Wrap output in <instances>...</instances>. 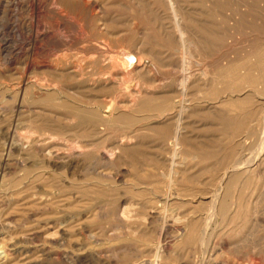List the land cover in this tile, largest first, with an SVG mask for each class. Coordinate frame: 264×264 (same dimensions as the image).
<instances>
[{
  "label": "rangeland",
  "instance_id": "obj_1",
  "mask_svg": "<svg viewBox=\"0 0 264 264\" xmlns=\"http://www.w3.org/2000/svg\"><path fill=\"white\" fill-rule=\"evenodd\" d=\"M43 1L51 9L56 6L62 7V11H64L63 16H66V14L68 13L67 15L69 16V19H65L68 16L64 17V20H65L64 21L60 17L55 16L56 14L50 13V12L48 13L49 15L47 16L42 8L40 10L37 9L33 5V2L30 0H17V2L15 1L14 3H12L11 7L9 8V11L11 12L12 16L10 17L0 16V44L1 45L6 44L4 53L0 54V107L2 109L0 110V175L2 173H3L2 176L4 175L3 179L1 177V182H0L1 183L0 184V246H10L12 244H16V241H18L20 247L26 246L30 248L29 251H18L17 253L16 251L12 252L13 261L11 264L13 263L14 264L15 263L16 264L18 263L19 264H135V263L139 264V263H143L144 260H145V264H150V263L154 264L155 261L157 260L154 254L156 252L157 247L159 246L157 234L163 225L160 212L169 213V214L172 213L173 215L179 214V216L185 215L186 213L189 212V210L192 207L191 203H189L190 198H192L191 191L193 190L194 187L202 188L201 185H196L195 182H193L191 183V185L189 184V188L191 187L193 188L188 189L185 192L183 191V194H182L183 197H179L176 195V193H174L170 197V200L166 202L164 200L165 197L164 198L162 197L164 196L162 194H164L167 189L165 187L166 183L164 184L163 182H161L165 180V178H162V177L164 176L163 174L169 173V169L171 165V161H169L170 141L169 139L167 140H163V139L165 138L166 135H169V133H171V131L173 130L174 124H175V122L173 121L175 120H170L169 123L167 122L166 124L162 125L161 128H160V125H157V128H156L153 126V123L151 122L152 120H150V118H147L146 116L147 113L142 111V112H138L140 115L136 112L137 115L133 114V115L127 116L129 117L128 119L132 120V122L130 121V123L127 117H125L124 119H122V121H118L120 125L117 123L116 121L117 118H116L115 122L117 123V125L115 124L114 121H113L114 122L113 124L111 123L112 125L115 124L116 127L112 126L114 128H112L111 125L107 127L99 125V129L105 128L106 131L108 130V128L111 127L112 129H109L110 131L109 130L108 131L112 135H110V133L107 135V132H108L107 131L106 134L104 135H101V134L95 135L93 138L86 137V139L88 140L90 139V141H93L94 149L92 147L91 154L87 157V161L80 167V169L76 172L75 175L71 174L70 172H67L65 169L57 170V171H54L52 168L46 169L43 166L44 165L43 159L40 156L37 157L36 155L28 156L26 154H22L19 146L18 148H16L17 147L16 142H19L18 138L24 137L30 134L33 136H40L41 132L49 131L48 127L50 126L58 127L60 124L64 128L71 127V128H74L75 132H79L75 134L71 130V132L73 133L69 132L70 134L68 133L67 137L68 136L69 138L73 137V139L74 138L85 139V137L83 138V136L86 135V132H87L86 128L91 126V122L87 120V117H89L88 115L90 112L88 110H85V106L87 104H84V103H86V100L84 102V100L82 99L84 92L80 86L78 87L79 82H77L76 79H72L69 77H64V78L58 77L57 79H59V84L62 87V92L57 94L58 98L56 97V94H55V96H53L55 98L52 99L51 95L53 94H51L48 97H45L46 99H42V97H39V90H38L39 86L37 88L36 82L37 84L38 82L39 83L47 82V83L53 84V80L56 77H53V74H50V72H48L49 70L53 73V71L50 70L49 68L41 69L38 67V70L31 69V68L30 70L26 66L27 63L35 62V64H40V65L45 64V65H49L50 67L55 66V65L57 66L60 64H63L64 66L82 65L87 72L91 70L90 73L91 72L98 73L100 71L103 72L105 70H108L109 72L111 70H109L106 67L104 68L102 67V66H108L107 64L108 62L107 61L105 62V60L109 58L108 55L111 53H117L120 47H123V48L125 47L129 50L135 49L136 46L135 45L133 46L135 41L136 42L142 41L143 43L146 41L147 43L145 42L144 45L146 44L148 45V47L145 45L144 48L147 51L156 52L155 53L156 55H153L152 57L156 61L153 59L154 61L151 62L152 60L151 57H150L151 60L150 59L146 60V62L149 65H151V70L149 71V73L147 72V73L139 74V76L137 77L139 78L140 81L138 82H141V84H144L146 87H150L153 90L154 88H156L155 90L159 92H163L161 91V89L163 87V84L166 83L164 84L165 87H163V89L166 92H170L171 95L172 93H175V95L177 93V96L173 95L171 96V99L169 100H165L163 98L162 103H161V100H159V102L155 101L154 105H155V108L159 107L158 109H165L166 107H169L170 104L171 105L173 104L172 105L173 108L170 105L171 109L168 111L171 112V115L173 116L176 115L178 111L180 110V101L183 100V96L178 95V93L181 94V92L178 91L179 89L178 83L180 82L182 76L184 75L182 73H185V72L181 67L182 66L181 63L180 65H178L179 62H181L180 53L182 55V51H181L182 48L178 43L177 36L174 34V31L170 29L171 23H166V22H171V19H170L171 14H169L170 11L168 12V10L165 9L167 7V5H165L166 1L162 0L165 2L163 3L161 2V0H158V1L156 0H149V1L148 0H99V1L98 0L96 1L86 0V1H91L92 5L93 4L95 5L93 7H95L94 12L96 13L97 18L99 19L98 22L104 23V24L100 23V28L104 29V30L102 29L103 32L99 28V30L101 31H98L97 29V34H95V39H97L96 43H99L102 48H105L104 49L105 52H103V49L101 51L102 55L105 54L103 55L104 57L101 55L104 59L103 58L100 59L98 55L97 58L100 59L98 60L100 62L97 64L93 63V59H92L93 58L92 55L95 56L97 55V53H95L94 51L92 52L93 49L91 48V46H89V48L87 47L88 48L87 49L88 53H87V50L84 48V45L81 40L83 33L81 32V26H80L81 22L79 23V21H81L80 20L81 11L79 9L81 8V5H83V1L85 0H55V2L53 0H43ZM58 1L59 3L61 2L62 5L61 4L59 5ZM178 1H179V4L182 6V8L185 10V12L190 11V10L192 11L194 9L193 10L194 12L190 11L189 14L191 13L195 14V17H193L192 14L191 16L194 18L193 20L196 22V28L194 31V35L198 34V36L195 35L193 37L195 38L201 37L200 39L204 40L205 46L203 48L204 50L200 49L201 50V51L199 50L200 52H194V54L192 55L194 57L191 58V60L194 61V64H191L192 66L190 68V72H191V76L193 75L192 83H194L195 86L192 84V86L190 85V88L188 87L187 91L189 89L190 90L186 92L187 98H186V95L184 98L188 99V101L187 100L185 101L186 104H189L191 101L192 102L191 104L193 105L191 109H189L190 113L187 111V113L185 114V120L187 119L186 124H189V125H187V129L182 138L184 142V146L181 149L182 151L180 150L181 151L180 156L182 157L185 156L186 158H184L183 162L181 163L179 161H182V158L179 157L178 158L179 160L177 159V163L178 164L181 163L178 165L180 167L183 165L182 166L183 168H187V167L191 168V169L187 168L186 170L183 169V172H184L183 175L187 177H195L197 175L199 176L200 180L203 181L202 185L205 186L204 184L206 181L209 184H213V180H214V183H215V177L219 174L217 170L221 167L222 154H223L222 153L223 152V132L226 126V119H224V116L228 114H232V116L234 117H239L238 114L241 113V109H244L245 112L246 111L248 112L249 104H250L246 101V102L241 103L243 105L245 103V106L238 105V108H235L236 105L235 107L233 105V107L231 106V109L234 108L233 111H231L230 109V105H229L230 103H228L227 106L225 104L222 105V106H225V108H222V106L215 107L214 104H212L216 101L214 99V97H216L215 95L218 94L217 98L221 97L223 94L225 95L223 91L225 90V88L229 90L231 86L232 87L235 86L234 88H231V89H236V86L237 88H240L242 86V82L237 80V77H236L237 75L231 74L232 76L234 75V77H229L231 76L230 74L225 75V70H226L225 65L229 61L234 62L233 60L237 61L238 59L241 60L240 63L238 62L240 65H241V62H244V63L249 62V63H245V65L247 64V65L253 66L254 75L256 72L255 76H258L260 79L262 78L261 80L264 79V76H263L264 73H261V70L264 71L263 69L264 68V63H263L264 62V59H263L264 58V55H263L264 54V46H263L264 45V0H227V1L226 0H207V1L206 0H178ZM157 2H159V5L163 3L165 6H163L162 4H161L162 6L161 5L158 6ZM16 3H20V7L17 8ZM71 6H73L74 8H72ZM75 6L77 7L75 8ZM154 12L155 13L157 12V14H155ZM196 12L197 14L198 13L199 14L197 15ZM236 13H240L242 14V16H235ZM205 14L208 16H206ZM210 14H211V17H210ZM133 16L135 17L133 18ZM159 16H161V18L165 21L163 22V20H160L161 18H158ZM77 17H79L80 19ZM163 17L167 19H164ZM131 18L133 19L137 18L135 19L137 21ZM236 18L241 19L240 20L241 28H239L238 26L236 30H234V28H232L233 25H231V23L234 22ZM66 21L68 22L66 23ZM161 21L164 24L163 25L161 24L160 26ZM129 22H132V23H129ZM133 23H135V27L132 26L134 25ZM165 24L166 26L168 24L170 26L166 27L167 28L166 29ZM45 26H49V28L53 30V34L55 35V37L54 38L50 37L48 38V40L44 42H41L40 40L36 42L35 38L42 34ZM252 26L254 29H252ZM159 27H162V28H159ZM106 28H109L108 31L106 30ZM131 28L132 29L135 28L134 31H132ZM165 29L166 30L169 29L170 31L169 30L168 31L170 33L168 31H165ZM59 30L62 32L63 30L65 31L61 33L59 32ZM67 30L68 31L72 30V31L70 33ZM91 30L95 32L92 26H91ZM152 30L155 32H153ZM231 30L234 32L231 33ZM120 32L123 34H120ZM171 32L172 34H174V36H171L172 38L170 37V35H172ZM203 32H204V35H203ZM101 33H104V34H101ZM166 33L169 35L168 36L169 38L165 36ZM251 33L253 35H251ZM99 34L102 36L101 38L99 37ZM64 35H68V36L65 37ZM96 35L101 41L98 40ZM158 37H159V40H158ZM214 37L216 39L218 38L217 40L219 42L215 40ZM141 38L143 39L141 40ZM124 39L125 41L123 42ZM234 40L236 42H234ZM158 42H160L163 46H166V47H163ZM229 42L232 44H230ZM34 43H35V46H34ZM149 45L151 46V48L153 47L154 49L153 48H152L153 50L151 48L149 49L150 47ZM155 45H156V48H155ZM112 47H113V50H110L112 49ZM176 48H179V49H176ZM156 49H159V50L156 51ZM106 50H108L107 53H106ZM169 51L171 52L174 51L176 53H170ZM162 52L165 54H160ZM170 54L174 56L172 57V55ZM106 55L107 57H105ZM158 55H161V56L159 57ZM165 55L166 57L168 55V57L170 59L172 58V60L170 61L168 57H167L168 58L167 60ZM155 57H158L159 60ZM198 57H201V58H198ZM207 58H208V61H207ZM103 60L107 65L104 64ZM199 61L201 62L197 63ZM255 62H258V63L254 65L253 63ZM255 66H258V67L255 68ZM86 68L87 69L91 68V69L87 70ZM259 68H262V69H259ZM101 69H104V70H101ZM207 69L209 70V72L207 71ZM25 70H27V72ZM32 70L33 71L36 70V71L33 72ZM114 70H116V68ZM221 72H223V75H222L223 77L221 76L222 74ZM194 73H195V76H194ZM148 74L153 76L154 79L151 76H148ZM259 74L263 77L259 76ZM144 75L147 77H145ZM203 76H205V78ZM207 76L208 78H206ZM213 76H215V80L213 79ZM21 77H23V79ZM43 77L46 79H44ZM41 78H43L42 79L43 81L41 80ZM219 79H221L222 83L219 82ZM159 80L163 81V82L161 81L162 84L160 83ZM175 80L178 85H176ZM206 80H208L209 83L207 85H203L205 84ZM23 81L25 83L27 82L24 87L26 90H24L23 96L21 95L19 96L18 98L19 101H18L15 97L16 92L14 88L17 91L18 86ZM28 81H31V82H28ZM154 81H157L156 84L154 83ZM173 81H174V84H173ZM132 82L137 83V79L132 80ZM195 82L197 83L195 84ZM133 83L131 84V89L134 88ZM157 83H159V85ZM210 83L215 84V85H211V86H214L213 88H215V86L217 87L219 86L217 89L215 88V91H218L220 89L221 92L218 91V93L217 92L214 93V91L211 90V87L209 86ZM221 84L223 85L225 84L224 86H227V87L223 88L224 86H222ZM136 85H138V83ZM75 86H76V89L78 91L80 90L81 92L80 91L78 92L75 89ZM166 86H169V87H166ZM172 86H175V88ZM221 86L222 88H220ZM157 88L159 90H157ZM207 88H209L208 92H207ZM100 89L101 91L98 90L96 93L100 100H102L104 97L105 98L107 97V99L113 100V99L118 98L120 95L121 96L127 95V94H124L123 92L119 95L116 94L115 92L117 89L116 85H115V88L114 87H109V88L104 87V89H107L105 91L103 88H100ZM102 89L104 93L102 92ZM27 90H31V91L28 92ZM110 90H111V93H109ZM209 90L211 91L209 92ZM65 92L67 93L66 95L63 94ZM199 92L200 93L202 92V95L204 97L207 94L206 98L207 97L208 98L207 99L205 98L206 99L205 102L207 103L204 102V99L202 100V98L204 97L200 96L201 94L199 95ZM27 93L30 96H28ZM68 93H69L70 98L73 97L72 99H70V101H69V98H67ZM80 93H82L83 95ZM212 93L215 94L214 97H212L213 96ZM221 93L222 95H220ZM11 95H13L15 100L12 99L13 97L12 98L10 97ZM24 97H26L27 99H25ZM49 97L51 98L50 100H49ZM75 97L76 98L78 97V98L74 99ZM181 97H182V100L180 99ZM211 97L215 101H212ZM23 98L26 100L24 102L25 105L24 103H22L23 106L21 108H18L16 105H19L21 102H23L24 100ZM36 98L37 99L40 98V101L42 102H39L38 101L39 99L37 100ZM196 98L198 99L201 98L199 99V101L202 100L201 102H204V103H201V104L202 105L205 104V105L201 106V104L199 103L198 100H196ZM55 99H56L55 103L53 102L52 104L51 101L52 100L54 101ZM43 100H46V101L43 102ZM47 100L50 103L47 102ZM193 100L194 101L196 100V103L194 102L195 104L193 103ZM33 101H38L39 103L33 102ZM170 101L171 103H169ZM72 102H74V104L76 105H74ZM166 102L168 104H166ZM197 103L200 105L197 106L196 105ZM46 104H50V105L52 104V105L47 106ZM68 105L69 106L71 105V106L69 107ZM79 105L82 107H80ZM74 107H76L75 110H74ZM69 108L71 109L70 111H69ZM104 109L102 108L101 113L104 115H110V112H107L106 108ZM259 111H261V109ZM144 113H146L145 114L146 119H144V116H143ZM64 116L66 117L63 118ZM81 116L85 117L86 119L82 118ZM141 116H143V120ZM71 117H74L75 119V120L72 119V122H71ZM131 117L136 118V119L140 117L139 119L140 121L133 120V118ZM62 118L64 120H62ZM66 119L68 120L66 121ZM79 119L81 122L79 121ZM33 120H36V122H34ZM30 121L31 123L32 122L35 123V126L37 129L39 128L38 126H42L41 128H44V129L46 128L45 129L46 131L44 129L42 131H39L38 129V131L36 132L37 129L34 128L35 126L32 127V125L34 124H30ZM43 121H47L48 124L46 122L43 123ZM121 122L123 124H121ZM125 122H127L126 123L127 125L126 124L124 125ZM36 123L38 125H36ZM131 123H135V124L131 125ZM151 126H153L154 128H152L151 130H148L151 128ZM163 126L165 128H163ZM52 127H50V129ZM138 127H140L141 129ZM168 127L170 128L169 130H168ZM132 128L135 130H138L137 131L138 135L141 136L143 134L142 135L143 137L139 136V141L140 142L143 141L142 143L144 144V146H146V148L143 146V144H141V145H138L139 147H137L135 150L133 149V151L131 150L132 148L128 149L124 153V156L121 157V162L117 160V162L115 161L111 163L109 162V160H105L101 158L99 159L98 157H96V153L98 149L99 151H104L107 146L115 147L116 145H118L117 142L119 141L120 137L123 134L128 133L129 131L132 132L133 131ZM166 128L167 130H165ZM34 129H36L34 131L35 133L33 132ZM82 129L84 130V132L82 131ZM163 130L166 131L164 134H162ZM8 131L13 132L15 135V141H14L15 149L13 150L14 153H12L10 159L7 161L6 160L4 161L2 159L3 145L5 144ZM31 132H33V134ZM146 132L149 135H147ZM81 133L83 135H81ZM112 136H114V138H112ZM117 137H119V139ZM2 138L5 141H2L3 140ZM111 139L113 141L115 139L117 140H115L114 142H111L112 141ZM105 144H107V146ZM141 147L143 148L141 149ZM154 147L156 149H154ZM145 149H146V152H145ZM157 149H159V152ZM162 149H164L165 151ZM93 150H97V151H93ZM162 151L164 152L163 154H162ZM132 152H136V153L133 154ZM141 152L142 153L145 152V153L141 155ZM156 153L162 154L161 155L162 158L159 157L160 155L159 156L156 155ZM20 155H22L23 157ZM153 155L154 156L156 155V157H154ZM163 155L167 156V158H165ZM25 157H28L29 160L28 158H25ZM152 157H154V159ZM158 157L159 159H155ZM163 157L165 158V161ZM159 164H161V166ZM155 165L156 166L158 165L159 169L156 168ZM112 166L113 167L115 166V167L113 168ZM98 168H100L99 169L100 172ZM104 168H106V170H104ZM41 169L43 171L47 170L46 171L47 177H44L41 175L42 174ZM154 169H156L160 173ZM149 170L156 171L157 173L155 172L153 173L158 174L159 177L157 176L156 178L155 174H152V172H150ZM190 170L191 172H189ZM104 171L106 173H104ZM127 172L129 173V175ZM29 177L31 180H29ZM152 177L155 178L154 180H157V181H153ZM32 179L35 182H33ZM42 180L44 181L42 182ZM154 182H157V183H154ZM160 185L162 186L161 188H160ZM153 188L159 194L156 199H155L156 193L155 191H153ZM37 189L38 190L45 189L47 192H50V194L53 197L54 196L56 197V199L54 198L55 201L48 207L47 211H50L51 213L55 212L56 214H63L62 216H73V215H76L78 212H81L83 216V221H84L83 225L80 226L81 228H79V226H70V225L61 228L59 230V235H60L59 240L55 239L56 236L54 235V232H53L55 228L50 229V232H53L51 234V237L52 235L54 236V238L52 237V240L45 237L47 236V234H45V230H41V233H39V235H35V234L27 235L28 238H26V236L23 238V236L21 235L16 236V234L18 233L25 235L23 233L24 230H25L24 231L25 233L32 231L31 230L32 226H30L29 223H23V222L16 223V217L19 216L22 212L23 213L26 212L21 208V206L23 205L17 204L18 205V206L16 205L17 207L14 206V204L17 203L16 198L19 195L23 194L24 192H25L24 193L25 195L26 194L28 195L27 191L31 193L33 192V190L35 191ZM12 193H15V194L12 195ZM69 194L73 196L72 198L74 199V201H71V199L69 198L70 196H68ZM160 194L162 196H160ZM61 195H63L62 199H61L62 197ZM57 196H59V198ZM65 196L67 197V200ZM57 200L60 201V203ZM73 202H76V203H73ZM260 202L261 203L259 204V209L261 211V215L264 217V191L261 194ZM59 204L61 205L59 206ZM130 204L132 207L130 206ZM53 206H55V208ZM123 207L132 208L133 218L131 217V219L134 222L131 220L128 224L123 223V221L121 220L119 216V212H117V210L121 211V208L123 209ZM79 208H81V210H79ZM34 209H36V211L39 214L43 211L42 208H39L38 210L37 208H34ZM143 217L145 220V224H143ZM4 219H5V222H3ZM138 221H141V222H138ZM174 222H175L174 218L170 217L169 224L173 225ZM244 222H245V218L242 215L240 216L239 219L236 220V222L232 224L233 226L231 227H233V230H237L238 228H242V227L244 228L242 229L241 232H239L238 230L237 231V233L239 232L238 234L232 233L231 236L227 233V231H225L224 228H221V226H218L219 230L217 231V235L213 238V241H216L218 246L224 249L223 255H224V252L227 253V255L224 257L222 256V252L219 251V255L221 254V257H223L222 259L230 261L231 264L233 263L249 264V262L253 259H256L259 262V264H264V227L260 226L261 225L260 223L258 224L255 223V221H253L252 218L249 219L247 223H244ZM133 232L134 233L137 232V233L133 234ZM171 235H173V229H170L169 231V236L171 237ZM219 235L220 237H217ZM223 241H226L227 244L224 246H221V243H223ZM177 247L178 245L175 243L171 245L168 254L161 259L160 261L161 264H178V257H180L181 254L179 255V250L177 249ZM260 250L263 254L259 253ZM62 251L63 252L66 251L68 252V254L65 255V257L62 260H59L57 253L62 252ZM55 256L57 258H55ZM153 256H155L154 257L155 259L153 258Z\"/></svg>",
  "mask_w": 264,
  "mask_h": 264
},
{
  "label": "bare ground",
  "instance_id": "obj_2",
  "mask_svg": "<svg viewBox=\"0 0 264 264\" xmlns=\"http://www.w3.org/2000/svg\"><path fill=\"white\" fill-rule=\"evenodd\" d=\"M15 1L17 2V0H0V14H1L0 16H2V17H7V16L10 17V16H12L11 15V12L9 11V8L11 7L12 3H14ZM30 1L33 2V5L37 9L40 10L42 8L43 11L46 13L47 16L49 15L48 14L49 12L56 14L55 16H58V17H60L63 20H64V17H67L68 16L67 15L68 14L67 13L68 11L66 12L67 13L66 16H63L64 15L63 14L64 11H62V7H59V6L57 7L56 6V7H54V8L51 9L50 7H48V5L43 0H30ZM53 1L55 2V0H53ZM156 1H158V0H156ZM164 1H166L167 4ZM164 1L161 0V2L165 3V5H167V7L165 9H167L168 12L170 11L169 14H171V16H170L171 22H166V23H171V26L169 24L166 26V24H165V28L168 27V26H170V29L173 30L174 31V34L177 36L178 43H179V45L182 48V50L180 49L182 51V55L180 53V56H181L180 57L181 58L180 60H181V62H179L178 65H180V63H181V65H182L181 67H182V69L185 72V73H182V74H184L183 76L181 74L182 78H181L180 82L178 83L179 84L178 91L181 92V94L178 93V95L183 96V100H182V97H181L180 99L182 101H180V110L179 111L177 110L178 113L176 115L173 116V115H171V112L168 111V110L171 109V107L173 108V106H172L173 104L172 105L170 104L171 107L169 105L170 108L165 106L166 107L165 109H158L159 107L158 108L157 107L155 108V105H154V102L155 101L159 102V100H161V103H162L163 98L165 100H169V99H171V96H173V95L174 96H177V93H176V95H175V93H172V95H171L170 92H166L163 89V87H165L164 84H166V83L163 84V87H162L163 90L161 89V91H163V92H159V91H156L155 90L156 88H154V90H153L152 88L146 87L144 84H141V82H138V81H140L139 78L137 77V76H139V74H141V73H147V72L149 73V71L151 70V65H149L146 62V60L150 59V57L152 58L153 55H156L155 54L156 52L147 51L144 48V46L146 45V44L144 45V43L146 41L144 43L142 41H139V42H136L135 41L134 44H133V46L134 45L136 46L135 49L129 50V49L125 48V47L124 48L123 47H120L119 48V51H117V53H111V54H109L108 55L109 58L108 59L106 58L107 60H105V62L106 61L108 62L107 63L108 66H102V67L103 68L106 67L109 70H111V71H109L110 73L108 72V70H105L103 72L100 71L98 73L97 72L96 73L94 72L95 74L92 73V72L90 73V71H91L90 69L91 68L90 69H87L86 68L87 70H90L89 72H87L82 65H67V66H64L63 64H60V65H57V66L55 65V66L50 67L49 65H45V64L40 65V64H35V62H29L27 64L25 63L26 66L29 69L31 68V69H37L38 70V67L41 68V69L49 68L50 70L53 71V73L51 71H49V70H48V72H50V74H53V77H56L53 80V84L52 83H47V82H41V83L38 82V84H37V82L35 80L36 85H37V88L39 86V89H38L39 90V97H42V99H46L45 97H48L51 94H53V95H51L52 96L51 98L53 99V98H55V97H53V96H55V94H56V97H57V94H59L60 92H62V87L59 84V79H57L58 77H60V78L69 77V78H72V79H76V81L79 82L78 87L80 86L81 89L84 92V95L82 93H80V94L83 95L82 99L84 100V102L86 100V103H84V104H87L86 105L87 107L85 106V110H88L90 112L89 115L87 113V115L89 116V117H87V120L89 122H91V126H89L88 128H86V131H87V132L85 131L86 132V135L83 136V138L85 137V139H81V138H74L73 139V137L72 138L70 137L71 138L70 139L69 136L67 137V135H68L69 132H71V130L75 134L76 133H79V132H75L74 131V128H71V127L70 128H64L61 124L58 127H54L53 126L54 128L52 126L48 125V126H50L52 128L50 129V127H48L49 129L48 128L47 129L49 131L47 130L48 132H41L40 133V136H33V135H31L29 133L30 135H27V136L18 138L19 139V142H16V146H17L16 148H18V146H19L21 153L22 154H26L28 156H30V155H34V156L36 155L37 157L40 156L43 159V163H44L43 166L46 169L52 168L54 171L65 169L67 172H70L71 174L75 175L76 172L80 169V167L87 161V157L91 154L92 147L94 146L93 141H90V139L89 140L86 139V137L93 138L95 135H99V134L104 135V134H106V132L109 129L114 128L112 126H115V124L117 125L118 121H122V119H124L125 117L130 116V115H133V114L137 115L136 112L137 113L138 112H142V111L143 112H146L147 114L144 113V115H143L144 116V119H146V117H145V114H146L147 118H150V120H152L151 122L153 123V126L156 127V128H157V125H160V128H161L162 125L166 124L167 122L169 123L170 120H175V121H173V122H175V124H174V128L172 127L173 130L171 131V133H169V135H166L164 139L161 137L163 140L169 139V141H170V143H169V155H170L169 161H171V165H170L169 173L168 174H163L165 177L163 175H162L163 177L161 176L162 178H165V180H163L161 182H163L164 184L166 183L165 187L167 189H166L165 193L162 194L164 196H162L161 194H160V196H162L163 198L165 197L164 198L165 202L166 201H169L170 200V197L174 193H176V195L179 196V197H183V195H182L183 194V191L185 192L188 189H192L193 187L189 188V184L191 185V183H193V182H195L196 185H201L202 188L194 187L193 190L191 191L192 192V198H190V202L189 203H191L192 207L189 210V212L186 213L185 215L179 216V214L178 215H175V214L173 215L172 213L169 214V213H161L160 212L163 225H162L161 229L159 230V232L157 234L159 246L157 247L155 254L153 252V254L156 256V257L153 256V258L155 257L157 259L154 264H161V262H160L161 259L168 254L169 249H170V247H171V245L173 243H175V244L178 245L177 249L179 250V255L181 254V256L178 257V264H231L230 261H227V260L222 259L223 257H221V254L219 255V251L222 252V256H224V257L227 255V253L224 252V255H223V250L224 249L223 248H220V246H218V244L216 243V241H213V238L217 235V231L219 230L218 226H221V228H224L225 231H227V233L230 236H231L232 233L238 234L239 232L242 231V229L244 227L238 228L237 230H233V227H231V226H233L232 224L234 222H236V220L239 219L240 216L243 215V217L245 218V222L244 223H247L249 221V219L252 218L253 221H255V223H257V224L260 223L261 224L260 226H263L264 227V217L261 215V211L259 209V204L261 203L260 202L261 201V194L264 191V81H263L264 79L261 80L262 78L260 79L258 76H255L256 75V72H255V75H254L253 66L247 65V64L245 65V63H249V62H245V63L244 62H241V65H240L239 63H240L241 60L238 59L237 61L233 60L237 64L234 63V62H232V61H229L225 65L226 66L225 75H229V74L230 75L231 74L237 75L236 76L237 77V80H239V81L242 82V86L240 88H237V86H236V89H231V88H234L235 87V86H233V87L231 86V88L229 89L230 91H229L227 88H225V87H227V86H224L225 84L224 85L221 84L222 86H224L223 88H225V90L226 89L227 90L226 91L223 90L224 93H225V95L224 94L222 95V93H221L220 95H222V96L219 97V98H217V95H218L217 93H218V91H220V89L218 91H215V88L217 89L219 86L218 87L215 86V88H213L214 86H211V85H215V84L210 83L209 86L211 87V90H213L214 93L217 92L216 93L217 95H215V94L212 93L213 94L212 97H214V95L216 96V97H214V99L216 101L211 97L212 98V101H215L212 104H214L215 107H220V106H222L224 104L227 106V104L230 103L229 105H230V109H231V106L233 107V105H234V107H235V105H236L235 108H238V105L239 106L240 105H243L241 103L247 101L248 103H250L249 104V110H248V112L247 111L245 112L244 109H241V113L238 114L239 117H234V116H232V114H228V115H225L224 116V119H226V126H225L224 132H223V152H222L223 154H222L221 167L217 170V172H219V174L215 177V183H214V180H213V184H209L206 181L205 184H204L205 186H203L202 185L203 181L200 180L199 176L196 175L195 177H187V176L183 175L184 174L183 169H185V170L187 168L191 169L190 167L183 168L182 167L183 165L181 167L178 166V165L183 162V159L184 158H186L185 156L184 157L180 156L181 155V151H182L181 149L184 146V142H183L182 138H183V135H184V133H185V131L187 129V125H189V124H186V120L187 119L185 120V114L187 113V111L189 112V109H191V107L193 105V104H191L192 102L190 100H189L190 103L189 104H186L185 101L186 100L188 101V99H185L184 97L186 95V92H188L190 90L189 89L187 91L188 87L190 88V85L191 86H192V84L194 85V83H192V79H193L192 76L193 75L191 76V72H190V68L192 66L191 64H194V61L191 60V58L194 57L192 55L194 54V52H200L201 51L200 49H203L205 45H204V40L200 39L201 37L200 38L199 37L198 38L193 37L195 35L198 36V34H195L194 35V31H195V28H196V22L193 20L194 19L193 17H195V14L194 13H191L192 16H193L192 17L191 14H189L191 10L185 12V10L179 4V1L178 0H164ZM159 2H157L158 3V6H160L161 4L163 6H165L163 3H161L159 5ZM157 3H156V5H157ZM29 4H30V2H29ZM58 4L60 5L61 2L59 3V1H58ZM146 5H147V3H146ZM93 6H95V5L94 4L92 5V2L91 1H86V0L83 1V5H81V8L79 9L81 11V14H80L81 15V19L79 17H77V18H79L81 20V21H79V23L81 22V24H80V26H81V32L83 33V36H82L81 40H82V43L84 45V48L87 50L89 48V46H91V48L93 49L92 52L94 51L95 53H97V55L94 54L95 56L92 55L93 58L91 57L93 59V63L97 64V63L100 62L98 60H100L101 58L104 57L103 55H105V54L102 55L101 54V51L103 49V52H105V50H104L105 48H102L99 43H96V40L97 39H95V34H97V29H98V31H101L103 28L102 29L100 28V23H102V22H100V23L98 22L99 19L97 18L96 13L94 12V10H95L94 8L95 7H93ZM213 6H215V5H213ZM16 7L17 8L20 7V3H16ZM71 7L74 8L73 6H71ZM76 7L77 6H75V8ZM213 13H215V12H213ZM108 14H109V12H108ZM155 14H157V12ZM196 14H197V12H196ZM221 15H223V14H221ZM206 16H208V15H206ZM235 16H242V14L236 13ZM134 17L135 16H133V18ZM210 17H211V14H210ZM124 18H126V17H124ZM133 18H131V19H133ZM158 18H161V16H159ZM65 19H69V16L67 18H65ZM135 19H137V18H135ZM135 19H133V20H135ZM164 19H167V18H164ZM160 20H163V19L161 18ZM160 20H158V21H160ZM240 20L241 19L236 18V20H234V22L231 23V25H233L232 28H234V30H236V28L238 26H239V28H241L240 27L241 26ZM127 21H128V19H127ZM135 21H137V20H135ZM164 21L165 20H163V22ZM67 22L68 21H66V23ZM108 22H110V21H108ZM161 22H160V26H161V24L162 25L164 24L163 22L162 23ZM129 23H132V22H129ZM135 23H133L134 24V25H132L133 27H135ZM77 24H78V22H77ZM102 24H104V23H102ZM117 24H119V23H117ZM125 24H126V22H125ZM91 26L95 30V32L93 30H91ZM102 26H104V25H102ZM140 27H139V29H140ZM99 28L101 30H99ZM159 28H162V27H159ZM108 29L109 28H106L107 31H108ZM134 29H132V31H134ZM166 29H165V31H168L169 30V29L168 30H166ZM207 29H209V28H207ZM217 29H219V28H217ZM252 29H254L253 26H252ZM103 30H102V32H103ZM161 30H163V29H161ZM64 31L65 30H63V32ZM71 31L72 30H70L68 32L71 33ZM59 32L63 33L60 30H59ZM153 32H155V31H153ZM172 32H171V34H172ZM233 32L234 31L231 30V33H233ZM255 32H257V31H255ZM140 33H138V34H140ZM252 33H251V35H253ZM101 34H104V33H101ZM120 34H123V33L120 32ZM120 34H118V35H120ZM166 34H165V36L168 37L169 35L168 34L166 35ZM174 34L170 35V37L171 36H174ZM53 35H54L53 34V30H51L49 28V26H45V28L43 29L42 34L39 35L38 37L35 36L36 37L35 38V41L38 42L40 40L41 42H44V41L48 40V38H50V37H53L54 38L55 35L54 36ZM203 35H204V32H203ZM217 35H219V34H217ZM64 36L66 37L68 35H64ZM153 36H155V35H153ZM96 37L98 38L97 35H96ZM99 37L101 38L102 36L99 34ZM125 39L123 40V42L125 41ZM142 39L143 38H141V40ZM217 39L215 38V40H217ZM98 40H100V39L98 38ZM127 40H129V39H127ZM136 40H137V38H136ZM158 40H159V37H158ZM150 41H152V40H150ZM161 41H163V40H161ZM175 41H176V39H175ZM223 41H224V39H223ZM213 42H214V40H213ZM234 42H236V41L234 40ZM35 43H34V46H35ZM158 43L161 44L160 42H158ZM158 43H156V44H158ZM232 43H233V41H232ZM232 43H230V44H232ZM5 45H1L0 44V54L4 53V51H5ZM109 45H110V43H109ZM146 46L148 47V45H146ZM243 46H245V45H243ZM81 47H82V45H81ZM163 47H166V46H163ZM150 48H151V46L149 47V49ZM155 48H156V45H155ZM85 49H84V51H85ZM176 49H179V48H176ZM110 50H113V47ZM157 50H159V49H156V51ZM235 51H237V50H235ZM107 52H108V50H106V53ZM113 52H115V51H113ZM169 52L170 53H176L174 51L173 52L169 51ZM87 53H88V50H87ZM160 54H165V53L162 52ZM166 54H167V52H166ZM98 55H99V58L100 59L97 58ZM170 55H172V54H170ZM202 55H203V53H202ZM253 55H255V54H253ZM158 56L160 57L161 55H158ZM162 56H164V55H162ZM173 56L174 55H172V57ZM105 57H107V55ZM165 57H166V55H165ZM167 57H168V55H167ZM155 58H157L159 60L158 57H155ZM168 58H167V60H168ZM198 58H201V57H198ZM261 58H263V57H261ZM153 59L154 58H152V60L150 59L151 62L155 60V59L154 60ZM171 60H172V58L170 59V61ZM207 61H208V58H207ZM261 61H263V60H261ZM91 62H92V60H91ZM103 62H104V60H103ZM105 62H104V64H106ZM200 62L201 61H199L197 63H200ZM256 63H258V62H255L253 64L256 65ZM156 64H154V65H156ZM257 67L258 66H255V68H257ZM115 68H116V70H114ZM259 69H262V68H259ZM27 70H25V71L27 72ZM101 70H104V69H101ZM221 70H223V69H221ZM35 71H33V72H35ZM207 71L209 72L208 69H207ZM262 71L263 70H261V73H264V71L263 72ZM205 72H206V70H205ZM195 73H194V76H195ZM202 73H204V72H202ZM221 73H222L221 74V76H222L223 75V72H221ZM197 74H198V72H197ZM20 75H21V73H20ZM148 76H151V75L148 74ZM196 76H198V75H196ZM259 76H261V75L259 74ZM263 76H261V77H263ZM23 77H21V78L23 79ZM53 77H51V78H53ZM145 77H147V76H145ZM151 77L154 79L153 76H151ZM203 77L205 78V76H203ZM229 77H234V75L233 76L231 75ZM43 78H41V80ZM140 78H141V76H140ZM206 78H208V76ZM44 79H46V78H44ZM134 79H137L138 85H136L137 83H133L132 82V80H134ZM213 79L215 80V76H213ZM41 80H39V81H41ZM164 80H165V78H164ZM63 81H65V80H63ZM157 81H154V83L156 84ZM161 81H160V83H161ZM28 82H31V81H28ZM135 82H136V80H135ZM175 82H176V80H175ZM219 82H221V79H219ZM232 82H233V80H232ZM22 83L18 86L17 91L14 88V90L16 92L15 93L16 94L15 97H16V99L18 101H19V99H18L19 96L20 95L23 96V92H24V90H26L24 87H25V85H26L27 82L25 83L23 81ZM64 83H66V82H64ZM132 83L134 85V88L131 89V84ZM154 83H152V84H154ZM196 83L197 82H195V84ZM208 83H209L208 80H206L205 81V84H203V85H207ZM157 84L159 85V83H157ZM173 84H174V81H173ZM178 84L176 82V85H178ZM115 85L117 87V89L115 91L116 94L119 95V94H121L123 92L124 94H127V95L126 96H121L120 95L121 97L119 96L118 98L113 99V100L107 99V97L105 98L104 97L105 95H104L103 96L104 98L103 97H102L103 99L101 98L102 100L99 99V97H98V95L96 93H97L98 90L101 91L100 88H103V89H104V87L105 88H107V87L108 88L109 87H114L115 88ZM222 86L220 88H222ZM63 87H65V86H63ZM166 87H169V86H166ZM172 87L175 88V86H172ZM209 88H207V92H208V89ZM75 89H76V86H75ZM103 89H102V92H103ZM73 90H74V88H73ZM105 90H107V89H104V91ZM157 90H159V89L157 88ZM211 90H209V92ZM27 91L30 92L31 90H27ZM27 91H25V92H27ZM169 91H171V90H169ZM109 93H111V90H110ZM15 94H13V95H15ZM63 94L66 95L67 93L65 92ZM13 95H11L10 97L12 98ZM199 95L200 96H203L202 95V92L201 93L199 92ZM28 96H30V95L28 94ZM64 96H63V98H64ZM206 96H207V94L205 95V97L203 96L204 98H202V100L204 99V102L208 98V97L206 98ZM24 98L27 99L26 97H24ZM51 98L49 97V100ZM67 98H69V101H70V99H72L73 97L70 98L69 93H68V97ZM77 98L75 97L74 99H77ZM186 98H187V95H186ZM12 99L15 100L14 97ZM25 99L23 100V102H21L19 105H16V106L18 108H21L23 106L22 103H24L26 101ZM38 99L37 100L39 102H42V101H40V98H38ZM199 99H201V98H199ZM199 99L196 98V100H198V101H199ZM196 100L195 101L193 100V103L194 102L196 103ZM202 100L199 101L200 104L201 103H204V102H201ZM30 101H32V100H30ZM38 101H33V102H38ZM45 101L46 100H43V102H45ZM55 101H56V99L54 101L52 100L51 101L52 104H53V102L55 103ZM66 101H67V99H66ZM81 101H79V102H81ZM47 102H49V101L47 100ZM211 102H210V104H211ZM17 103H19V102H17ZM72 103L74 104V102H72ZM169 103H171V101ZM205 103H207V102H205ZM43 104H45V103H43ZM57 104H58V102H57ZM166 104H168V103L166 102ZM200 104L197 103L196 105L198 106ZM24 105H25V103H24ZM46 105L48 106L50 104H46ZM74 105H76V104H74ZM204 105L201 104V106H204ZM243 106H245V103H244ZM80 107H82V106H80ZM102 108L103 109L106 108L107 112H110V115H104V114H102L101 113ZM222 108H225V106H222ZM75 109H76V107H74V110ZM233 109H231V111H233ZM260 109H261V111H259ZM0 110H2L1 107H0ZM70 110L71 109L69 108V111ZM141 114H143V113H141ZM78 116H80V115H78ZM143 116H141L142 117V120H143ZM65 117L66 116H64L63 118H65ZM63 118H62V120H64ZM82 118L86 119L85 117H82ZM116 118H117V120H116L117 123L115 122V119ZM128 118L129 117H127V119ZM131 118H133V117H131ZM232 118H234V119H232ZM72 119L75 120L74 117H71V122H72ZM139 119H140V117H138V119L133 118V120H136V121L139 120ZM36 120H33V121L36 122ZM67 120L68 119H66V121ZM128 120H129V123H130V121L132 122L131 119H128ZM31 121H30V124H34V125H32V127H34L35 126V123H33V122L31 123ZM79 121H80V119H79ZM113 121L115 122L114 125H112L114 123ZM44 122L47 123V121H43V123ZM65 123H67V122H65ZM126 123L127 122H125L124 125ZM118 124L120 125V123H118ZM121 124H123V123L121 122ZM133 124H135V123H131V125H133ZM36 125H38V124L36 123ZM53 125H54V123H53ZM99 125H102L104 127L105 126L107 127V126H110L111 125L112 128L110 127L106 131L105 128L99 129ZM153 126H151V128L148 129V130H151L152 128H154ZM38 127H39L38 128L39 131H42L44 129V128H41L42 126H38ZM131 127H133V126H131ZM34 128H36V126ZM138 128H140V127H138ZM147 128H148V126H147ZM163 128H165V127L163 126ZM36 129H34L33 132ZM38 129L36 130V132L38 131ZM169 129L170 128L168 127V130ZM84 130H85V128H84ZM84 130L82 129L83 132H84ZM134 130L135 129H133V131ZM143 130H144V128H143ZM165 130H167V128ZM109 131L107 132V135L110 133ZM125 131H126V129H125ZM133 131L132 132L129 131L128 133L123 134L120 137V139H119V137H117L119 139V141L117 142L118 145L115 144L116 145L115 147H113V146L112 147H108L107 144H105L107 147L105 148L104 151H99V149H98L99 152L97 150H93V151H97L96 157H98L99 159L101 158V159L109 160V162H111V163H113L115 161L117 162V160H119L121 162V157L124 156V153L128 149H131L132 148L131 150L133 151V149L135 150L137 147H139L138 145L143 144L142 143L143 141L142 142L139 141V136L140 135H138V132H137L138 130H135L134 132ZM33 132H31V133L33 134ZM73 132H71V133H73ZM165 132L166 131L163 130V133L162 134H164ZM81 135H83V134L81 133ZM110 135H112V134L110 133ZM117 135H118V133H117ZM142 135L140 137H143ZM147 135H149V134L147 133ZM5 136H6V134H5ZM21 136H22V134H21ZM79 136H80V134H79ZM116 136H115V138H116ZM163 137H164V135H163ZM3 138H5V137H3ZM112 138H114V136H112ZM18 139H16V140H18ZM115 140H117V139H115ZM2 141H5V140L3 139ZM14 141H15V135H14V133L11 132V131H8L7 136H6L5 144L3 145V153L1 152L2 153V159L4 161L5 160L6 161L9 160L10 157H11V155H12V153H14L13 152V150L15 149ZM114 141L112 140L111 142H114ZM143 146H144V144H143ZM158 146H160V145H158ZM144 147L146 148V146H144ZM161 147H162V145H161ZM142 148L143 147H141V149ZM93 149H94V147H93ZM154 149H156V148L154 147ZM157 150L159 152V149H157ZM162 150H164V149H162ZM145 152H146V149H145ZM145 152H143V153H145ZM132 153L134 154L136 152H132ZM143 153L141 152V155ZM160 153H161V151H160ZM163 153L164 152L162 151V154ZM19 154H20V152H19ZM162 154H159V153L157 154L156 153V155H158V156L160 155L159 156L160 158H162L161 157ZM156 155L155 156L153 155V156L156 157ZM20 156H22V155H20ZM136 156H138V155H136ZM163 156L165 158H167V156H165V155H163ZM154 157H152V158L154 159ZM159 157L158 158H155V159H159ZM179 157L182 158V161H179L181 163L178 164L177 163V159ZM25 158H28V157H25ZM165 158H164V161H165ZM189 158H190V156H189ZM28 160H29V158H28ZM37 164H39V163H37ZM105 164H106V162H105ZM115 164H117V163H115ZM159 165L161 166V164H159ZM155 166H154V168H155ZM108 167H110V166H108ZM108 167H107V169H108ZM158 167L159 166L157 165L156 168H158ZM99 169L100 168H98V170ZM104 170H106V168H104ZM154 170H156V169H154ZM154 170L153 171L149 170V171L152 172V174H155V173L159 172L157 170H156L157 172L154 171ZM27 171H29V170H27ZM46 171L45 170L44 171L42 170L41 171V173H42L41 175L44 176V177H47L46 176ZM99 172H100V170H99ZM153 172H155V173H153ZM163 172H165V171H163ZM189 172H191V170ZM104 173H106V172L104 171ZM2 174L0 175V182H1V177H2V179L4 177V175L2 176ZM148 174H149V172H148ZM32 175H34V174H32ZM128 175H129V173H128ZM65 176H67V175H65ZM157 176L159 177L158 174H155V177L156 178H157ZM152 179H153V181H157V180H154L155 178H153V177H152ZM29 180H31L30 177H29ZM32 181L35 182L33 179H32ZM43 181L44 180H42V182ZM37 183H39V182H37ZM154 183H157V182H154ZM32 186H33V184H32ZM161 187L162 186L160 185V188ZM155 189H157V188H155ZM153 191H155V193H156V195H155V199H156L159 194L157 193L156 190H154V188H153ZM27 192H28V195L27 194L25 195L24 194L25 192H24L23 193L24 195L21 194V195H19L16 198V202L17 203L14 204V206L17 207L18 206L17 204L23 205V206H21V208L24 211H26L24 213L22 212L19 216L16 217V223L17 222L29 223L30 226H32L31 227V230L32 231L30 232L28 230L29 232H26L27 233L26 234L24 232L25 231L24 230L23 233L25 235L18 233V234H16V236L17 235L18 236L21 235V236H23V238L25 236H26V238H28L27 235H34V234L35 235H39V233H41V230H45V234H47V236H45L43 234L45 237H47L48 239H51L52 240V237L54 238V236L52 235V237H51V234L54 232V235L56 236L55 239H58L59 240L60 239L59 238V236H60L59 235V230L61 228L65 227V226H68V225H70V226H79V228H81L80 226L83 225L84 221H83V216H82V213L81 212H78L76 215H73V216H62L63 214H56L55 212L51 213L50 211H47L48 207L55 201L54 198L56 199V197L55 196L53 197L50 194V192H47L45 189H43V190H38L37 189L35 191L33 190V192H31V193H29V191H27ZM13 194H15V193H12V195ZM18 194H19V192H18ZM61 196H62L61 197V199H62L63 198V195H61ZM68 196H70L69 198L71 199V201H74V199L72 198L73 196H71L70 194ZM78 196H79V194H78ZM57 197L59 198V196H57ZM12 198H13V196H12ZM14 198H15V196H14ZM75 198H76V196H75ZM63 200H65V199H63ZM66 200H67V197H66ZM58 202L60 203V201H58ZM76 202H73V203H76ZM73 203H71V204H73ZM60 205L61 204H59V206ZM130 206H131V204H130ZM53 207L55 208V206H53ZM131 207H126V208L123 207V209L121 208V211L120 210L119 211L117 210V212H119V216H120L121 220L123 221V223L128 224L132 220L131 217L133 218V216H132V208ZM34 208H37V210L39 208H42L43 211L39 214L36 211V209H34ZM79 210H81V208H79ZM157 212H159V211H157ZM11 216H13V215H11ZM7 217H8V215H7ZM170 217H173L174 218V221L175 222H174L173 225L169 224ZM219 221H220V223H219ZM3 222H5V219H4ZM138 222H141V221H138ZM143 224H145L144 217H143ZM52 228H55L56 230L54 229L55 231L53 230V232H50V229H52ZM170 229H173V235H171V237L169 236ZM238 230H239V232L237 233ZM128 232H130V231H128ZM136 233L137 232H135V233L133 232V234H136ZM217 237H220V235L217 236ZM62 244H63V242H62ZM226 244H227V242L226 241H223V243H221V246H224ZM41 248H42V246H41ZM230 248H231V246H230ZM29 250H30V248H28L26 246L20 247L18 241H16V244H12L10 246H0V264H11L12 261H13L12 252H14V251H16V253H17L18 251H29ZM259 253H262L261 250H260ZM67 254H68V252H66V251H64V252L62 251V252H58L57 253L59 260H62L65 257V255H67ZM39 256H40V254H39ZM24 257H22V258H24ZM55 258H57V257L55 256ZM143 263L145 264V260H144ZM143 263H139V264H143ZM135 264H137V263H135ZM233 264H235V263H233ZM249 264H259V262L256 259H253V260H251L249 262Z\"/></svg>",
  "mask_w": 264,
  "mask_h": 264
}]
</instances>
